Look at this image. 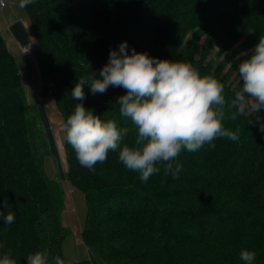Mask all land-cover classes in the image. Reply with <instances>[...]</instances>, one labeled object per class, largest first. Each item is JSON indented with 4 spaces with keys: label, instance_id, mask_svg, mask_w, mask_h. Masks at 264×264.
<instances>
[{
    "label": "trees",
    "instance_id": "16d2710c",
    "mask_svg": "<svg viewBox=\"0 0 264 264\" xmlns=\"http://www.w3.org/2000/svg\"><path fill=\"white\" fill-rule=\"evenodd\" d=\"M24 10L34 31L41 83L52 87L63 122L78 103L71 96L74 84L90 73L101 78L109 50L118 51L121 42H127L129 54L135 49L191 63L201 75L215 76L230 101L242 82L233 88L231 72L221 75L223 67L264 35V0H35ZM214 48L223 61L206 63ZM23 92L0 34V203L6 200L3 211L15 216L10 224L0 219V255L11 250L18 264H26L29 253L47 251L50 259L63 260L64 191L45 173L48 143L37 108ZM84 92L86 108L113 119L118 128L131 127L115 102L124 89L93 95L85 85ZM233 111L226 103L222 123L240 130L238 141L217 138L214 148L182 151L177 178L161 169L142 182L118 162V150L90 170L64 140L66 180L83 193L87 206L84 245L104 264H243L241 248L256 253L254 264H264V110L231 119ZM134 139L130 132L122 143Z\"/></svg>",
    "mask_w": 264,
    "mask_h": 264
},
{
    "label": "clouds",
    "instance_id": "9594fccd",
    "mask_svg": "<svg viewBox=\"0 0 264 264\" xmlns=\"http://www.w3.org/2000/svg\"><path fill=\"white\" fill-rule=\"evenodd\" d=\"M35 0H19L18 7L26 8ZM238 64L241 89L226 101L224 85L213 75H201L189 62L173 61L149 56L132 49L127 42L118 51L109 50L108 62L95 78L90 73L81 77L71 90L78 103L61 124L63 138L71 146L78 163L90 170L104 163L109 152L118 150V162L127 170L138 173L142 182L153 174L177 178L182 170L178 159L182 151L197 152L205 145L214 148L217 138L238 141L239 129L230 131L223 126L225 105L234 109L231 119L246 111L264 110V35ZM90 92L104 94L109 87L122 88L116 97L122 117L131 127L118 128L113 119H102L82 101L86 99L84 86ZM264 134V126H260ZM134 133V142L122 143V137ZM8 202L0 203V219L5 224L15 221L11 211L5 213ZM256 253L241 248L239 260L254 264ZM26 264H65L60 256L50 259L47 251H36L25 257ZM0 264H18L11 250L0 255Z\"/></svg>",
    "mask_w": 264,
    "mask_h": 264
},
{
    "label": "crops",
    "instance_id": "0c3cea01",
    "mask_svg": "<svg viewBox=\"0 0 264 264\" xmlns=\"http://www.w3.org/2000/svg\"><path fill=\"white\" fill-rule=\"evenodd\" d=\"M0 6V34L7 49L14 57L22 80L27 102L37 108L43 136L48 143V155L44 159V170L49 179L61 183L64 191L62 226L68 234L62 243V258L65 264H104L99 255L84 245L82 229L87 206L83 193L67 180V161L64 149L62 116L56 108L53 89L42 84L35 57L36 40L32 23L24 9L18 7L19 0H3ZM29 50L24 53L23 49Z\"/></svg>",
    "mask_w": 264,
    "mask_h": 264
},
{
    "label": "rangeland",
    "instance_id": "374dc122",
    "mask_svg": "<svg viewBox=\"0 0 264 264\" xmlns=\"http://www.w3.org/2000/svg\"><path fill=\"white\" fill-rule=\"evenodd\" d=\"M192 36L191 33L188 34L187 38L185 39V41H187L190 37ZM205 42V37H202L199 42H198V56L200 55V51L202 50V47H203V44ZM239 44H236V45H232L230 48H229V53L231 52H235L237 50V46ZM217 52V48H214L209 56L206 57V63L211 60V58H215L216 59V62L217 63H220L223 61V57L220 56V57H215V53ZM246 56H244V52L242 53H238V54H235L233 57H230L228 63L223 67L222 71H221V75L223 76L224 74H228L229 72H231V75H230V78H229V83L231 84V86L234 88L237 86V84L240 82V78L238 76V60H240L241 58H244ZM214 68L216 69L217 67L214 66ZM25 90L27 91L28 90V87L25 88ZM24 90V91H25Z\"/></svg>",
    "mask_w": 264,
    "mask_h": 264
},
{
    "label": "built area",
    "instance_id": "2783aa9c",
    "mask_svg": "<svg viewBox=\"0 0 264 264\" xmlns=\"http://www.w3.org/2000/svg\"><path fill=\"white\" fill-rule=\"evenodd\" d=\"M3 5H4V1L0 0V6H3ZM28 50H29L28 48H24L23 52L26 53Z\"/></svg>",
    "mask_w": 264,
    "mask_h": 264
}]
</instances>
